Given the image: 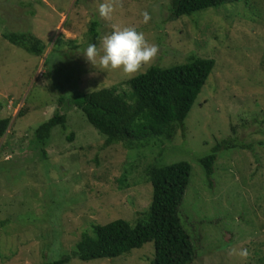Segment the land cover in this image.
Masks as SVG:
<instances>
[{"label": "rangeland", "instance_id": "1", "mask_svg": "<svg viewBox=\"0 0 264 264\" xmlns=\"http://www.w3.org/2000/svg\"><path fill=\"white\" fill-rule=\"evenodd\" d=\"M99 2L0 0V117H11L0 138V264H43L72 254L94 224L135 222L152 198L147 167L180 160L192 165L180 206L196 250L192 264H264V0L179 18L171 17L172 0H114L107 20L96 13ZM128 26L157 45L151 65L180 64L192 52L215 59L185 128L134 149L106 146L105 135L67 103L77 89L130 92L120 70L101 71L79 53L89 43L101 51L105 34ZM7 32L31 33L46 50L32 54L5 39ZM55 111L67 115L68 129L53 128L44 157L34 134ZM220 142L209 179L200 158ZM154 248L147 242L115 258L74 256L66 264H151ZM244 248L246 258L235 254Z\"/></svg>", "mask_w": 264, "mask_h": 264}, {"label": "trees", "instance_id": "2", "mask_svg": "<svg viewBox=\"0 0 264 264\" xmlns=\"http://www.w3.org/2000/svg\"><path fill=\"white\" fill-rule=\"evenodd\" d=\"M236 1L239 0H172L171 17L179 18ZM97 27L98 22L93 21L90 34L94 39L98 37ZM2 35L35 55H42L47 47L42 39L31 33L7 32ZM214 66V58L192 52L183 63L168 67L151 65L141 74L124 81L130 92L119 91L117 85L95 91L77 89L67 103L82 110L89 123L105 135L106 146L121 143L134 149L150 144L152 139L164 142L171 140L178 129L185 128V120ZM59 100L64 103L66 99L61 97ZM67 122L65 113L55 111L36 128L33 142L36 148L38 144L42 147L44 157L53 128L60 126L64 132L68 129ZM10 124L11 117H0V138L7 134ZM68 138L72 139L73 134ZM222 145L218 143L211 153L200 158L209 179ZM147 168L153 191L149 207L141 217L135 222L118 218L105 224H94L93 232H83L72 254L49 259L43 264H66L74 256L83 261L115 258L129 254L147 242H153L155 247L151 264H192L196 250L180 216L192 165L187 160H180L163 165L151 163Z\"/></svg>", "mask_w": 264, "mask_h": 264}, {"label": "clouds", "instance_id": "3", "mask_svg": "<svg viewBox=\"0 0 264 264\" xmlns=\"http://www.w3.org/2000/svg\"><path fill=\"white\" fill-rule=\"evenodd\" d=\"M114 12V0H100L96 13L102 19H110ZM144 21L149 19L148 13H143ZM101 51L97 45L89 43L81 52L83 58L101 71L120 70L125 78L131 79L141 74L142 67L150 66L158 53V47L150 44L143 32L135 27H113L101 38ZM241 258L248 256L246 248L234 250Z\"/></svg>", "mask_w": 264, "mask_h": 264}]
</instances>
